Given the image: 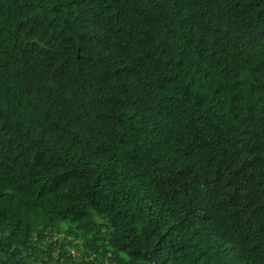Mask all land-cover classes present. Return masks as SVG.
<instances>
[{"label": "trees", "instance_id": "trees-1", "mask_svg": "<svg viewBox=\"0 0 264 264\" xmlns=\"http://www.w3.org/2000/svg\"><path fill=\"white\" fill-rule=\"evenodd\" d=\"M0 264H264V0H0Z\"/></svg>", "mask_w": 264, "mask_h": 264}]
</instances>
